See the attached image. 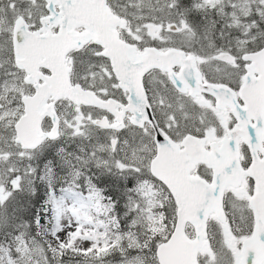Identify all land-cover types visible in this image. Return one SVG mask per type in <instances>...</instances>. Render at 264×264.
<instances>
[{"label": "snow or ice", "instance_id": "obj_1", "mask_svg": "<svg viewBox=\"0 0 264 264\" xmlns=\"http://www.w3.org/2000/svg\"><path fill=\"white\" fill-rule=\"evenodd\" d=\"M0 264H264V0H0Z\"/></svg>", "mask_w": 264, "mask_h": 264}]
</instances>
